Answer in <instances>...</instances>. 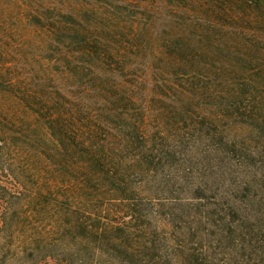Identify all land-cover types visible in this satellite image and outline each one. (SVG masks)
Here are the masks:
<instances>
[{
	"label": "trees",
	"instance_id": "16d2710c",
	"mask_svg": "<svg viewBox=\"0 0 264 264\" xmlns=\"http://www.w3.org/2000/svg\"><path fill=\"white\" fill-rule=\"evenodd\" d=\"M0 264H264V0H0Z\"/></svg>",
	"mask_w": 264,
	"mask_h": 264
},
{
	"label": "rangeland",
	"instance_id": "374dc122",
	"mask_svg": "<svg viewBox=\"0 0 264 264\" xmlns=\"http://www.w3.org/2000/svg\"><path fill=\"white\" fill-rule=\"evenodd\" d=\"M159 226L160 227H163V228H165V229H167L169 231V224H168V222H165L164 220H162V221H160ZM170 228H171V226H170Z\"/></svg>",
	"mask_w": 264,
	"mask_h": 264
}]
</instances>
